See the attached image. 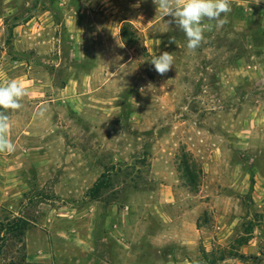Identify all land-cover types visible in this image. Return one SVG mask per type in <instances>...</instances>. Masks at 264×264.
I'll return each instance as SVG.
<instances>
[{"label": "rangeland", "instance_id": "1", "mask_svg": "<svg viewBox=\"0 0 264 264\" xmlns=\"http://www.w3.org/2000/svg\"><path fill=\"white\" fill-rule=\"evenodd\" d=\"M252 2L231 0L192 52L153 0H0V85L28 91L8 112L0 221L29 220L28 263L264 264V0ZM164 51L161 76L150 61Z\"/></svg>", "mask_w": 264, "mask_h": 264}, {"label": "clouds", "instance_id": "2", "mask_svg": "<svg viewBox=\"0 0 264 264\" xmlns=\"http://www.w3.org/2000/svg\"><path fill=\"white\" fill-rule=\"evenodd\" d=\"M141 0L132 5L140 7ZM262 0H253L252 3L259 5ZM157 12L162 17L171 16L167 24H175L187 39V48L194 52L205 40V31L210 30L214 22L215 27H222L227 23V15L232 11L231 0H153ZM251 10V9H250ZM208 23H205V22ZM169 43H175V37H169ZM123 47V46H121ZM172 53L164 51L153 56L150 63L155 71L163 76L169 72L174 65ZM143 88L141 92L143 93ZM28 95L27 88L12 79L7 84L0 85V153H13L16 145L9 139L10 129L9 111L15 112L23 108L22 100ZM138 107V105H137ZM46 109L41 108L38 115H44Z\"/></svg>", "mask_w": 264, "mask_h": 264}, {"label": "trees", "instance_id": "3", "mask_svg": "<svg viewBox=\"0 0 264 264\" xmlns=\"http://www.w3.org/2000/svg\"><path fill=\"white\" fill-rule=\"evenodd\" d=\"M123 37L125 42L131 44L126 32ZM103 185V180L98 181L92 192L98 193ZM29 223V220L24 218H17L7 222L0 221V264H30L27 262L25 253V239Z\"/></svg>", "mask_w": 264, "mask_h": 264}, {"label": "crops", "instance_id": "4", "mask_svg": "<svg viewBox=\"0 0 264 264\" xmlns=\"http://www.w3.org/2000/svg\"><path fill=\"white\" fill-rule=\"evenodd\" d=\"M28 24H30V23H29V22H27V23H26V25H28ZM23 28H25V27L23 26Z\"/></svg>", "mask_w": 264, "mask_h": 264}]
</instances>
